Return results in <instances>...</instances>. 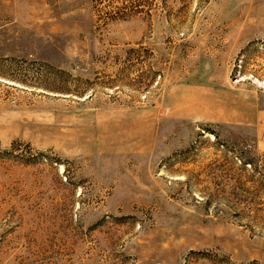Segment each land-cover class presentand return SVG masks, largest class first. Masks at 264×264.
Instances as JSON below:
<instances>
[{
	"label": "rangeland",
	"instance_id": "374dc122",
	"mask_svg": "<svg viewBox=\"0 0 264 264\" xmlns=\"http://www.w3.org/2000/svg\"><path fill=\"white\" fill-rule=\"evenodd\" d=\"M0 264H264V0H0Z\"/></svg>",
	"mask_w": 264,
	"mask_h": 264
}]
</instances>
